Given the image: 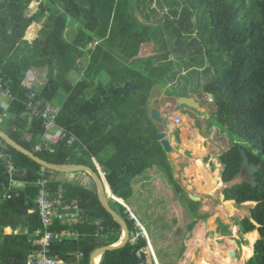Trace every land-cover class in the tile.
I'll use <instances>...</instances> for the list:
<instances>
[{"label": "trees", "instance_id": "obj_1", "mask_svg": "<svg viewBox=\"0 0 264 264\" xmlns=\"http://www.w3.org/2000/svg\"><path fill=\"white\" fill-rule=\"evenodd\" d=\"M34 1L0 0V79L12 80L16 98L9 109L13 119L0 130L35 153L44 129L42 122L26 115L29 90L22 84L33 68L48 67V75L40 76L45 83L35 91L45 106L61 108L58 125L75 134L80 143L70 147L61 142L54 155L35 153L38 157L55 165L91 167L80 163L84 156L91 160L95 172L97 162L107 174L113 195L125 203L134 195L133 181L148 170L161 168L174 180L169 156L156 139L158 129L151 121L144 126L151 91L170 74L171 63L167 55L162 65H155L153 58L140 57L153 44L167 48L169 39L183 43L178 41L184 34L180 30L194 18L188 29L197 30L207 60L216 72V80L206 85L204 92L212 98L216 124L234 143L219 157L223 181L230 185L240 177L241 150H246L250 162L260 169L257 188L241 183L223 191L226 202H236L238 206L258 204L251 209L250 217L238 222L240 236L234 240L243 248L249 236L258 231L260 238L247 264H264V0H185L186 16L173 30L176 34L168 38L164 28L171 21L158 26L142 25L134 15L133 0H39L38 12L30 17ZM34 24H42L43 28L39 37L30 42L26 34ZM71 28L76 30L74 38L69 35ZM35 33L28 37L33 38ZM157 38L159 41L151 44ZM115 47L120 50V58L114 56ZM113 61L120 62L119 66H113ZM75 74L77 81L72 79ZM103 75L110 77L103 81ZM0 151L15 168L10 176L7 163L0 160V264H28L30 257L41 250L36 244L42 224L35 201L37 182L43 176L53 191L63 186L67 199L79 202L83 218L88 221L56 227L58 231L71 228L81 238L52 243V258L69 264H90L94 251L120 241L122 228L103 208L96 186L65 181L66 174L44 169L2 139ZM176 190L183 192L179 185ZM7 194L11 198H6ZM183 200L192 215L190 231L198 224L194 219L211 218L200 213L201 203L186 197ZM115 204L118 209L112 207L126 220L130 231L137 233L136 222L126 207ZM96 221L102 223L101 227L94 225ZM214 223L222 237H232L230 226L220 219ZM7 229L12 233L7 234ZM138 251H142V260L136 257ZM80 252L85 257L78 261ZM141 261L155 264L145 238L108 252L101 264Z\"/></svg>", "mask_w": 264, "mask_h": 264}, {"label": "rangeland", "instance_id": "obj_2", "mask_svg": "<svg viewBox=\"0 0 264 264\" xmlns=\"http://www.w3.org/2000/svg\"><path fill=\"white\" fill-rule=\"evenodd\" d=\"M40 4L41 2L39 0H35L32 3L28 12V15L30 17L34 16L38 12ZM132 8L136 19L139 20L142 25H164L168 22L167 20H170L171 23H167L168 25L165 24L168 29L164 28L165 33L168 34V38L170 37L169 34H176L173 32V30L179 28V20L186 16L185 11L187 9V5L185 3V0H133ZM192 19L194 20V18ZM192 19L190 20V22L192 21ZM189 23L185 24L187 26L184 25V27H182V29L180 30L184 34L181 35L183 39L178 41H183V43H179L177 45L175 44V41L173 42L170 39L168 40L170 48L177 50V55L179 56V73L182 74L185 70H188L189 72L183 75L184 77L182 79L177 80V86H169V82L171 81L172 83V80L169 78L165 79L160 84H162L161 87H165L162 89H167L169 95L178 94L183 96H195L198 97L202 105L209 108L211 121H209V117L206 116L205 118L207 119L202 121L199 126L193 127V130H197L199 128L201 131H210L208 141L205 142L207 143L206 150L207 153H209V156H212L217 160L224 153V151L232 147L234 143L230 140L229 136H225V133L221 131L220 127L215 122V116L213 115L214 105L210 103L211 101H209V96L205 94L204 88L206 85L216 80V72L211 68L209 61L207 60L205 51L201 46L200 40L198 39L197 30L188 29ZM42 28V24L32 25L26 34V39L30 42H34L39 37ZM33 31L36 32L35 36L30 39L28 36ZM75 31V28L69 29V35L72 36V38H74ZM157 41H159V38L152 41L151 44L157 43ZM113 50L115 51L114 56L120 58V50L116 47ZM174 55L176 56V54ZM111 64H113V66L115 67H118L120 62L113 61L111 62ZM158 64L159 63L156 62V65ZM109 77V75H103L101 76V79L103 81H106L109 79ZM72 79L76 81L79 80L78 75L75 74V76H72ZM9 101L10 100L8 99L1 98L0 104L4 109H7ZM170 115L171 114H169V116ZM197 115L199 116V118L202 117L201 113H198ZM165 122L169 123L170 120H165ZM214 122L216 126L213 124ZM7 123V121L3 122L0 125V128L6 129ZM180 128L176 130H180ZM203 143L204 140L200 138L199 142H197V145L204 152ZM197 145L196 149L194 150L195 152L198 151ZM191 153L195 154L193 153V151ZM205 155L206 156L204 157L192 156V160L190 161L194 163L197 159L202 160L203 158L208 156L207 154ZM174 156L176 159H179V157L181 156V152L179 151V149L174 150ZM188 157L190 156L188 155ZM80 163L89 164L91 166L90 168L93 167L91 164V160L84 156L81 158ZM190 166L191 164L189 163L185 164V166L183 165V169L181 170L180 175L177 178H175L174 175V180H172V178L161 168L157 167L152 170H148L143 175L137 177L133 181V200L131 199L127 204L132 210H134V215L136 217V221H134L136 222V224L137 222L141 223V226H144L147 231L151 235H153V237H158L161 241L162 239H165L166 243H169V241L173 237V239H176L179 243L180 241H183L184 245L187 244L188 247L186 245V250L184 251V245L182 246V248L180 247L182 249V254H184L181 256L179 261L181 264H197L200 260L201 255H204L209 263L220 264L217 261H212V256L208 254L209 251L211 254L215 253L218 247H221V249H223V256L225 258H227L228 251H235L236 258L231 264H247L249 259L253 257H246V255L248 254L246 252V248H249L252 245V234L247 239V244L244 248H240L238 242H235L234 239L240 236V226H238V222L250 217L251 209L254 208L255 205L247 203L242 206H238L237 204H233L236 212L232 213L228 209L227 202L224 200L225 198L223 195V191L227 187L239 183L241 184V177L236 179L232 184L224 186L218 192H215L216 190L203 191L201 185H207L206 177L202 175L205 172L206 168L202 166V164H200L199 170H197L195 166ZM207 166L208 170H213L211 175H214L217 171L219 172V176L221 177L223 167L221 165H218V162H216V164H211V167L210 164H207ZM63 177L66 180L71 181L72 184L76 180H78L79 183L87 182L91 187L95 186L94 182L89 179L87 175L82 173L74 174V176L65 175ZM208 183H210V180L208 181ZM177 185L181 186L185 191L182 193L180 191L177 192ZM211 193L214 194L211 195ZM184 194H186V196L188 194H192L194 196L201 197L202 202L200 213L202 215H208L211 217L209 220H199V218L194 219L198 220V224L193 231L189 230V223L192 221V215L189 212L188 208H184L181 204V197L182 199H184ZM109 203L111 204V206L118 209L117 205L112 199L109 200ZM215 219H220L225 225L230 226L232 237L223 238L218 233V227L216 223H214ZM200 228L206 229V237L209 241H211V244L209 246V250L206 247V249L197 248L195 255L191 258L189 257V255L190 251L192 250V243L196 237V232ZM6 233L11 234L9 231H6ZM175 260L178 262L177 259ZM176 261L165 258L163 264H177Z\"/></svg>", "mask_w": 264, "mask_h": 264}, {"label": "built area", "instance_id": "obj_3", "mask_svg": "<svg viewBox=\"0 0 264 264\" xmlns=\"http://www.w3.org/2000/svg\"><path fill=\"white\" fill-rule=\"evenodd\" d=\"M37 81L36 73L31 71L22 84L29 90L27 93V102L25 103L26 113L30 115L32 120L42 122V128L44 129V134L34 147L35 153L47 152L50 155H54L56 153V147H58L61 142H67L68 146L73 147L76 143H80V140L75 134L69 133L65 128L58 125L57 119L61 113L60 107L52 104L45 106L43 101L39 100L35 88L42 84L37 83ZM11 85L12 80L0 79V99L5 98L11 102L16 100L13 96ZM8 116V114L0 110V122ZM166 118L169 119V117ZM181 123V118L175 120L177 126H180ZM29 138V141L32 142V137ZM0 160H5L8 173L10 176H13L15 171L13 163L2 151H0ZM95 164L97 172L101 175L103 180L107 182V174L101 169L98 163L95 162ZM37 186L39 189L35 204L40 215L42 230L37 233L40 238L36 241V244L41 250L30 257L28 264H69L68 262L51 257V244L54 242L62 243L69 240L78 241L81 238V234L73 231L71 228L58 231L56 227L59 224L67 225L70 223L71 225H77L80 222L88 221L83 218L79 202L77 200L70 201L67 199L66 190L63 186H61L58 191H53L52 187H50V181L44 176L39 179ZM11 196L12 195L7 194L6 198H11ZM126 209L130 218L136 221L133 210L129 207ZM101 224L100 221L94 222V225L98 227H101ZM136 226L138 227V232L135 233L132 239L134 244L137 243L140 238L147 239V235L141 228L139 222H137ZM101 229L103 230V228ZM84 257V254L80 252L76 259L81 261ZM136 257L142 260V251H138ZM138 264L145 263L141 261Z\"/></svg>", "mask_w": 264, "mask_h": 264}, {"label": "crops", "instance_id": "obj_4", "mask_svg": "<svg viewBox=\"0 0 264 264\" xmlns=\"http://www.w3.org/2000/svg\"><path fill=\"white\" fill-rule=\"evenodd\" d=\"M175 44H177L176 41H175ZM174 54H176V56ZM166 55L169 58L168 62L171 63V64H169V72H170V74L166 77V79L169 78V79L172 80V83H171V81L169 82V86H171V87L174 86V85L177 86L178 85L177 80L182 79L184 77L183 75H185V74H187V72H189L188 70H185L182 74L179 73V70H180L179 69V65H178L179 56L177 55V50L171 49L170 46L167 47V48H162L160 45H152L148 49H144L143 54L141 55L140 58L141 59L153 58V59H155L156 62H158L160 65H162V64L166 63V61H165V56ZM190 70H193V69H190ZM36 77H37V80H38L37 83H39V84L41 83L42 85L45 83L43 78L41 79V77L39 75H36ZM161 85L162 84L159 83L151 91V98L149 99L148 107H147V118L148 119L145 120V125L148 126L149 121H151L156 126V128L158 129L159 132H165L167 134V138H168L169 142L171 143V145L173 146V149L174 150L179 149V151L181 152V156L178 159L179 163H180V172L183 169V165L185 166V164H187V163L191 164L190 167H192V166L194 167L195 166V168L197 170H199V166H200V164H202V166H204L206 168L205 172L202 175H204L206 177L207 185H201V188H202L203 191H205V190H207V191L211 190L212 191V190L215 189L216 184L213 182V180L211 178V176H212L211 173H212L213 170H211V169L208 170L207 164H210V167H211V164H216V162H218V165H220L219 158L216 160L212 156H209L208 155L209 153H207V150H206L207 143H205V142L208 141V137L210 135V131L206 132L205 130H202L203 131L202 132L199 128L197 130H193V127L199 126L202 121L207 119V118H205L206 116H208L209 119H210L211 115L209 114V108L207 106L202 105V103L199 101L198 97H195V96H191V95L183 96V95H178V94L177 95H169L168 92H167V89H162V88H165V87H161ZM181 97L194 98L196 100V102H198L199 105H200L199 106V110H193V109H191V108H189L187 106H179L178 99L181 98ZM208 98H209V101H210L211 97L209 96ZM11 105H12V102L9 101V105H8L7 109H4L1 106L0 110H2L3 113H6V114L9 115V109H10ZM154 110L158 111L159 113H161L163 117H169L168 120H170V122L169 123L166 122L165 125L157 124L152 118V112ZM198 113H201V115H202L201 118H199V116L197 115ZM169 114H171V115L169 116ZM26 115L30 117L29 114H26ZM177 118H181L182 119V123H181L180 126H177L175 124V120ZM12 119H13V117H11L9 115L7 117V120H5L4 122H6V121L9 122ZM30 119L32 120L31 117H30ZM179 128H180V130H176V129H179ZM178 131L180 132L179 133V138H180L179 142L177 140ZM200 138H202L204 140V143H203L204 152H202V151L200 152L199 151V153H198V151L195 152L194 150L196 149L197 142H199ZM197 149H200V147L198 145H197ZM192 151L195 154H192L191 153ZM205 154H207L208 156L203 158L202 160H198L197 159L196 162H194V163H192L190 161V160H192V156H194V157H198V156L204 157V156H206ZM188 155L190 157H188ZM187 159H189V160H187ZM205 159H207V160H205ZM70 176H74V174L70 175ZM221 177H222V175H221ZM64 180L68 181V182H71L69 180H66L65 178H64ZM209 180H210V183H208ZM75 183L83 185V186H86V187H91L90 184H88L87 182L86 183H83V182L79 183L78 180H76ZM109 187H108V190L111 189ZM182 190H183V192L185 191L183 188H182ZM133 191H134V183H133ZM189 195L190 194H188L186 196V194H184V197L189 198ZM116 199H118V198H116ZM131 199L133 200V197ZM130 200H128L126 203L124 201L119 200V202H117V203L122 204L126 208L127 207L130 208V206L127 205ZM181 200H182L181 201L182 206L187 209V206H186L185 202L183 201L182 197H181ZM201 202H202V198H201V201L199 203H201ZM234 204H236V203H234ZM133 212H134V210H133ZM140 225H141V223H140ZM141 228L143 229V231L147 235V241H148L149 249H150V251L152 253V256H153L155 264H163L165 258L169 259V260L172 259L173 261H176L175 259H177L178 260V262L176 261L177 264H181L179 261H180L181 256L184 255V254H182V249H181L182 246L184 245L183 241H180V243H179L176 239L174 240L173 237H172L171 240L169 241V243H166L165 239H162V241H161V240H159L158 237H153V235H151L144 226H141ZM7 231L12 233L11 229H7ZM256 232H258V231H256ZM258 234H259V232H258ZM223 238H227V237H223ZM238 238L239 237H237L236 239H238ZM259 238H260V236H259ZM235 242H237V241H235ZM186 245H184L185 249L183 247V251L186 250ZM194 246H195V244H192V249L194 248ZM187 247H188V245H187ZM202 248H205V247H202ZM253 250H254V247H253ZM196 251H197V249H196ZM232 252H235V251H232ZM253 254H254V252H253ZM230 256H231V254H230ZM246 257H247V255H246ZM228 258H229V254H227V258H226L227 262H228Z\"/></svg>", "mask_w": 264, "mask_h": 264}, {"label": "water", "instance_id": "obj_5", "mask_svg": "<svg viewBox=\"0 0 264 264\" xmlns=\"http://www.w3.org/2000/svg\"><path fill=\"white\" fill-rule=\"evenodd\" d=\"M154 64L156 65V61H154ZM32 72L37 73L39 76L46 77L49 73V68H33ZM179 106H187L193 110H199V103L196 102L194 98H185L181 97L178 99ZM152 118L153 120L160 125H165V120H168L166 117H163L161 113L158 111L152 112ZM146 126V125H145ZM0 139H2L8 146L12 147L19 153L23 154L24 156L28 157L32 161H34L36 164L42 166L44 169L60 173V174H66V175H73L78 173H83L88 175L94 182L98 198L100 200V203L102 204L103 208L112 216L114 221L118 223L122 228V238L119 241V243L105 246L102 248L97 249L94 251L90 257V264H101L102 259L104 255H106L108 252H114L121 250L125 248L130 242H132V239L135 236L134 232H131L126 220L111 206L109 203V200L112 199L115 202H119V199H116L113 195L112 191V197L108 196L107 194V188L109 187L108 183L103 180L101 175L98 172H95L92 168L85 166V165H55L52 163H49L40 157H38L35 153L32 151L27 150L17 142H15L8 134L0 130ZM156 139L158 142L161 143L164 150L166 151L167 155L169 156V161L172 164V168L174 171L175 178H177L180 174V163L179 160L175 158L174 156V149L171 143L169 142L167 138V134L165 132H159V134L156 136ZM241 157L243 159L242 162V168H241V179L242 183H248L253 188L258 187L257 182V174L259 173V166L257 164H252L250 162L248 153L246 150H241ZM220 182L224 185L223 177H221ZM110 188V187H109ZM111 190V189H110ZM189 199L195 203H199L201 201L200 197L194 196L192 194L189 195ZM236 203V202H233ZM254 204L257 206V203H249ZM260 236V233H259ZM231 256L235 259V252H231ZM101 258V262L97 263V259Z\"/></svg>", "mask_w": 264, "mask_h": 264}, {"label": "bare ground", "instance_id": "obj_6", "mask_svg": "<svg viewBox=\"0 0 264 264\" xmlns=\"http://www.w3.org/2000/svg\"><path fill=\"white\" fill-rule=\"evenodd\" d=\"M199 151L201 152L202 150L198 149V153ZM203 152V151H202ZM197 153V154H198ZM213 182L216 184V187L214 190H216L215 192H218L219 190H221L224 185L220 182L221 180V177L219 176V172L216 171V173L214 175L211 176ZM212 190V191H214ZM107 194L108 196H111L112 197V194H111V190L107 188ZM214 193H211V195H213ZM233 204L232 202H227V205H228V209L232 212V213H235L236 210L235 208L233 207ZM206 229L205 228H200L196 234H195V239L193 241L192 244H195L194 248L190 251V255L189 257H193L195 255V252H196V249L197 248H202V247H207V249L209 250V246L211 244V241H209L206 237ZM259 237V234L258 232H254L252 234V241H251V247L250 248H247L246 249V252H248L247 254V258L249 257H252L253 256V245L255 244L256 240L258 239ZM198 243V244H197ZM232 251H228L227 253L229 254V258H228V262L226 260V258L223 256L224 253H223V249H221V247H218L215 251V253L211 254L210 251L208 252L209 255L212 256V261H217L218 263L220 264H231L233 261H234V257L230 256ZM101 260V258H98L97 259V263H99ZM190 261V260H189ZM197 262V261H196ZM197 264H212V263H209L207 260H206V257L203 255H201L200 257V260L198 261Z\"/></svg>", "mask_w": 264, "mask_h": 264}, {"label": "clouds", "instance_id": "obj_7", "mask_svg": "<svg viewBox=\"0 0 264 264\" xmlns=\"http://www.w3.org/2000/svg\"><path fill=\"white\" fill-rule=\"evenodd\" d=\"M210 101L212 102V100H210ZM107 183H108V182H107ZM108 185H109V184H108ZM235 258H236V257H235ZM251 259H252V258H251ZM251 259H249V261H250ZM249 261H248V262H249Z\"/></svg>", "mask_w": 264, "mask_h": 264}]
</instances>
